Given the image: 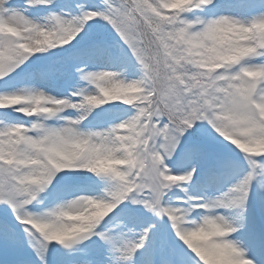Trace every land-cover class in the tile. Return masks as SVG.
I'll list each match as a JSON object with an SVG mask.
<instances>
[{
    "label": "snow or ice",
    "instance_id": "6c2138e0",
    "mask_svg": "<svg viewBox=\"0 0 264 264\" xmlns=\"http://www.w3.org/2000/svg\"><path fill=\"white\" fill-rule=\"evenodd\" d=\"M0 264H264V0H0Z\"/></svg>",
    "mask_w": 264,
    "mask_h": 264
}]
</instances>
